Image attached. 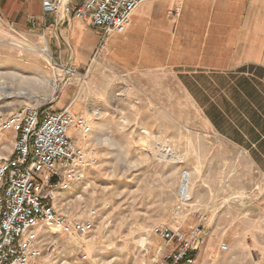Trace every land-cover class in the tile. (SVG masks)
Here are the masks:
<instances>
[{"label": "rangeland", "instance_id": "1", "mask_svg": "<svg viewBox=\"0 0 264 264\" xmlns=\"http://www.w3.org/2000/svg\"><path fill=\"white\" fill-rule=\"evenodd\" d=\"M12 42L32 49L19 56ZM45 49L37 30L0 23V81H12V72L29 80L3 87L13 94L0 100V115L26 104L68 108L73 115L91 112L88 118L84 115L91 127L84 149L96 163L67 192L69 211L110 208L102 210L95 233L51 235L57 258L44 264H158L159 250L168 247L152 229L176 225L185 233L198 226L207 233L195 264H264V158L257 166L237 145V127H225L235 144L208 120L217 112L200 106V101H209L224 108L230 102L236 121L237 96L228 90L238 84V72L195 79L178 75L177 85L167 78L165 90H158L145 80L132 86L105 68L108 78L93 77L89 71L105 49L86 69L56 61L51 52L47 63L40 56ZM22 89L38 94L39 100L17 95ZM160 121L166 125H158ZM9 135L3 143H9ZM71 135L75 141L83 139L75 122ZM185 173L191 176L190 198L182 195Z\"/></svg>", "mask_w": 264, "mask_h": 264}, {"label": "crops", "instance_id": "2", "mask_svg": "<svg viewBox=\"0 0 264 264\" xmlns=\"http://www.w3.org/2000/svg\"><path fill=\"white\" fill-rule=\"evenodd\" d=\"M82 1L71 0L73 5ZM0 23L37 30L53 58L75 69L88 67L101 41V32L90 21L74 17L61 20L45 13L42 0H0ZM102 68L123 75L132 86L145 80L158 90H165L167 78H174L177 85L178 75L195 79L238 72V84L229 85L228 90L237 96L236 121L231 118L234 110L230 102L224 108L209 101H200V106L217 112L213 121L208 120L221 126L227 132L222 135L233 143L235 139L226 128L237 127V145L257 166L262 165L264 0L145 1L124 32L108 37L103 57L89 73L108 78ZM90 113L74 115L86 118ZM158 125H166V121ZM84 139L74 141L84 148Z\"/></svg>", "mask_w": 264, "mask_h": 264}, {"label": "built area", "instance_id": "3", "mask_svg": "<svg viewBox=\"0 0 264 264\" xmlns=\"http://www.w3.org/2000/svg\"><path fill=\"white\" fill-rule=\"evenodd\" d=\"M145 1L149 0H83L73 5L71 0H42V7L45 13L61 20H88L101 32L93 62L102 56L107 37L124 32ZM74 122L86 138L91 132L89 121L76 118L68 108L57 111L47 105L26 104L0 115V153L9 150L0 154V264L55 261L57 243L51 235L95 233L102 210L110 208L103 205L69 211L67 192L96 163L70 136ZM5 134L13 136L9 143L2 142ZM152 232L161 236L168 247L159 250L158 264H195L199 245L207 236L201 226L188 233L178 225L156 226ZM221 248L226 250L227 245ZM146 252L151 254V249L146 248Z\"/></svg>", "mask_w": 264, "mask_h": 264}, {"label": "bare ground", "instance_id": "4", "mask_svg": "<svg viewBox=\"0 0 264 264\" xmlns=\"http://www.w3.org/2000/svg\"><path fill=\"white\" fill-rule=\"evenodd\" d=\"M12 45L16 47V49L18 50V54L22 53V52H26L32 49V47L24 45L23 43H18V42H12ZM19 56H22L19 54ZM40 56L43 57V59L48 63V57H50V53L48 51V49H45L43 53H40ZM9 78L14 82V81H22L24 83H28L29 80L23 78V76H21L20 74H18L17 72H12L9 74ZM23 78V80H22ZM12 81L7 82L5 77H2V80L0 81V100L5 99V98H11L12 97V91L11 89H6V91L3 90V87L5 86H10V84H12ZM52 90L51 93L54 92V86L52 83ZM11 91V92H10ZM3 92V93H2ZM5 92V93H4ZM17 95H20L22 97H28L30 96L33 100H39L40 96L38 94H32L30 95L26 90H21ZM96 114V113H95ZM87 118L89 117L88 115H86ZM89 120V119H88ZM87 140V137L84 139ZM162 153V152H161ZM169 154V153H168ZM163 156V155H162ZM169 156V155H165ZM177 160V159H176ZM180 161V159H179ZM178 161V162H179ZM190 181H191V176L188 173H185L181 182V190L183 191L182 195H186L190 198L191 195V190H190ZM181 197V196H180ZM186 198V197H185ZM188 200V198H186Z\"/></svg>", "mask_w": 264, "mask_h": 264}]
</instances>
